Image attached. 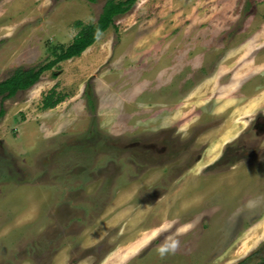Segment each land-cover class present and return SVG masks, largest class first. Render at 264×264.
Listing matches in <instances>:
<instances>
[{
	"label": "rangeland",
	"instance_id": "1",
	"mask_svg": "<svg viewBox=\"0 0 264 264\" xmlns=\"http://www.w3.org/2000/svg\"><path fill=\"white\" fill-rule=\"evenodd\" d=\"M104 2L0 0V81ZM0 109V264L264 259V0H137Z\"/></svg>",
	"mask_w": 264,
	"mask_h": 264
},
{
	"label": "trees",
	"instance_id": "2",
	"mask_svg": "<svg viewBox=\"0 0 264 264\" xmlns=\"http://www.w3.org/2000/svg\"><path fill=\"white\" fill-rule=\"evenodd\" d=\"M95 3L96 0H83ZM137 0H105L97 20L94 23L84 24L80 21L73 23V27L78 29L77 33L67 45L49 46L48 50L51 59L45 64L31 68H16L11 74L0 81V100L14 97L17 93L23 92L35 85L41 75L56 67L59 63L79 57L89 46H91L102 33H104L114 23L116 17L122 16L132 9ZM65 96L59 94L55 89H51L42 98V109H51L63 102ZM0 109V116L3 114ZM241 264V263H238ZM258 264H264L262 259Z\"/></svg>",
	"mask_w": 264,
	"mask_h": 264
},
{
	"label": "clouds",
	"instance_id": "3",
	"mask_svg": "<svg viewBox=\"0 0 264 264\" xmlns=\"http://www.w3.org/2000/svg\"><path fill=\"white\" fill-rule=\"evenodd\" d=\"M177 244L178 241L175 240H172L171 242L166 241L158 247L157 251L161 256H164L166 253L173 251Z\"/></svg>",
	"mask_w": 264,
	"mask_h": 264
},
{
	"label": "crops",
	"instance_id": "4",
	"mask_svg": "<svg viewBox=\"0 0 264 264\" xmlns=\"http://www.w3.org/2000/svg\"><path fill=\"white\" fill-rule=\"evenodd\" d=\"M177 58L182 60L183 57H181V56L179 57V55H178ZM182 61H183V62H181L180 64H177L175 67H174V66H171L172 64L169 63V67H168V68L171 69L172 72H174V73L177 72L176 70H178V72H183V73H185V72H186V69H187V63H186V60H185V59H183ZM194 61H195V60H194ZM198 62L200 63L201 60L197 61V63H198ZM190 67H192V65H191ZM166 68H167V66L165 67V69H166ZM168 68H167V69H168ZM165 69H164V70H165ZM169 69H168V70H169ZM180 76H183V75H180ZM172 77H174V76H172Z\"/></svg>",
	"mask_w": 264,
	"mask_h": 264
},
{
	"label": "bare ground",
	"instance_id": "5",
	"mask_svg": "<svg viewBox=\"0 0 264 264\" xmlns=\"http://www.w3.org/2000/svg\"><path fill=\"white\" fill-rule=\"evenodd\" d=\"M249 243V242H248Z\"/></svg>",
	"mask_w": 264,
	"mask_h": 264
}]
</instances>
